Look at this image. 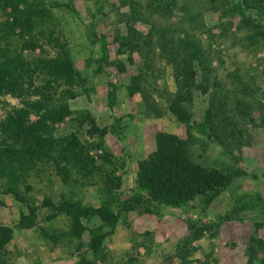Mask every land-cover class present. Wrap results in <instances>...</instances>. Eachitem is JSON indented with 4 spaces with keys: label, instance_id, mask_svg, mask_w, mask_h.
<instances>
[{
    "label": "rangeland",
    "instance_id": "obj_1",
    "mask_svg": "<svg viewBox=\"0 0 264 264\" xmlns=\"http://www.w3.org/2000/svg\"><path fill=\"white\" fill-rule=\"evenodd\" d=\"M149 1L44 0L53 14L55 35L67 43L74 66L85 78L84 88H75L77 96L68 101L74 112L72 117L75 119L80 115L78 112L87 110L99 126L110 128L104 144L123 163L117 172L122 177L119 189L122 201L133 195L137 161L154 149L157 132L182 138L195 163L242 174L228 187L180 207L144 200L123 212L113 233L104 239V256L97 264H247L248 237L254 233L264 238V39L256 36L248 41L244 36L254 30L240 23L237 16L225 15L223 7L208 0H174L173 8L163 12L165 15H158L155 10L150 14ZM136 3L143 19L132 15ZM185 4L195 16L192 21L185 17ZM5 16L0 8V21ZM185 33L200 43L204 53L208 52L210 80L215 78L220 83L205 94L194 90L193 100L185 102L187 110L198 123L209 100L214 99L213 92L225 102L224 109H211L216 117L208 133L180 122L168 109L176 90V73L180 74L181 56L171 58L163 51L176 45L178 37H184ZM88 37L97 42L91 43ZM116 37L120 41L116 42ZM9 43L18 46L22 42L12 37ZM36 44L34 51H22L25 58L40 55L41 49L46 56L55 53V48L40 36ZM99 56L105 58L100 71L96 62ZM120 63L124 69L119 68ZM132 78L138 80L140 90L129 95L127 88ZM40 81L41 76L35 74V83ZM109 83L116 93L113 108L107 104ZM242 84L251 85L252 93L242 91L246 87ZM18 106H21L19 98L1 95L0 118ZM34 118L31 114L30 119ZM71 119L55 124L56 133L77 129L90 141L86 127L79 128ZM51 180L50 183L46 177L39 179L35 174L28 179L32 186L29 200L31 196L35 199L37 214L31 228L14 227L20 212L28 211L12 197L0 195L4 203L0 205V224L13 231L7 246L8 264H76L77 255L70 254L69 240L62 238L61 244L56 245L42 236L38 228L49 213L46 207H41L43 195L67 191L58 178ZM81 198L90 205L99 204L98 192L91 187L85 188ZM58 220L61 224L63 218ZM83 223L87 229L101 225L97 217L90 221L83 219ZM189 224L202 229L197 240L190 239L193 228L189 230ZM88 240L89 233L85 230L83 241ZM186 241L189 245L183 246ZM180 244L187 263H182L176 252Z\"/></svg>",
    "mask_w": 264,
    "mask_h": 264
},
{
    "label": "trees",
    "instance_id": "obj_2",
    "mask_svg": "<svg viewBox=\"0 0 264 264\" xmlns=\"http://www.w3.org/2000/svg\"><path fill=\"white\" fill-rule=\"evenodd\" d=\"M208 1L223 7L225 15L231 18L237 16L240 23L251 27L253 34L244 36L248 41H253L256 36L264 39V0ZM174 4V0H150L148 12L152 14L155 10L154 13L165 15L163 12L170 11ZM135 5L132 15L143 19L138 3ZM0 8L6 13L0 21V96L10 95L21 102V106L10 109L0 118V195L12 197L28 211L27 214L20 212L15 228H31L36 222L35 199L31 196L29 200L28 196L32 188L28 184L30 176L35 174L39 179L46 177L50 183L52 177H56L68 192L43 195L41 207H46L49 213L38 228L42 236L50 238L56 245L61 244L62 238L69 240L72 244L70 254L77 255L76 264H97L104 256L103 241L113 233L123 212L144 200L155 205L180 207L197 197L228 187L242 174L241 171L226 172L195 163L190 159L188 147L182 138L173 133L157 132L154 149L146 158L137 161L133 195L125 201L120 200L122 177L117 172L123 163L120 164L104 144L110 128L99 126L87 110L78 112L80 115L75 119L72 117L74 112L68 101L77 96L75 88H84L85 78L74 66L67 43L55 35L51 8L44 0H0ZM69 8L75 12L72 6ZM190 10L185 4V17L192 21L195 16L189 13ZM39 36L55 48V53L46 56L45 50L41 49L40 55L25 58L22 51H34ZM12 37L22 43L11 45L9 39ZM178 38L176 45L163 51L165 56L171 58L181 56V76L176 73V90L168 109L180 122L189 127L197 126L201 132L208 133L213 128V117H216L211 109H224V100L213 92L214 99L209 100L210 104L198 123L187 110L185 102L193 100L194 90L205 94L220 86V83H216L215 78L210 80L212 69L209 54L204 53L200 43L187 33ZM88 40L93 44L97 42L91 37ZM115 41L120 40L116 37ZM104 60L103 56L96 59L100 64L98 71L102 70ZM119 68L124 69L123 63L119 64ZM35 74L41 76L37 84ZM110 85L107 104L113 108L116 93ZM242 85L246 86L241 88L242 91L252 93L251 85ZM127 89L129 95L140 90L138 80L132 78ZM31 114L35 115L34 119H30ZM70 118L76 121L79 128L86 127L85 133L92 138L90 141L82 137L77 129L56 133L55 124ZM111 130L114 131V128ZM86 187L98 192L97 206L82 200L81 195ZM3 204L0 199V205ZM61 217L63 220L59 224L58 218ZM94 217L101 221V225L87 229L83 219L90 221ZM188 228L193 227L189 224ZM85 230L89 233L87 242L83 241ZM201 235V228H193L190 239L197 240ZM12 238V229L0 224V264H8L7 246ZM187 245L189 241L184 242L183 246ZM181 248L180 244L176 252L180 254L181 262L187 263V255H181ZM245 248L247 264H253V261L264 264V238L251 234Z\"/></svg>",
    "mask_w": 264,
    "mask_h": 264
}]
</instances>
